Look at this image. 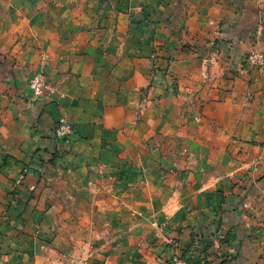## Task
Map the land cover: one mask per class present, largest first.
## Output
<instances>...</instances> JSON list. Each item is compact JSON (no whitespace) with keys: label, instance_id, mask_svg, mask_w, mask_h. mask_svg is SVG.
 Here are the masks:
<instances>
[{"label":"crops","instance_id":"1","mask_svg":"<svg viewBox=\"0 0 264 264\" xmlns=\"http://www.w3.org/2000/svg\"><path fill=\"white\" fill-rule=\"evenodd\" d=\"M19 1L0 35V264H264V69L245 63L264 0H114L116 29H27ZM219 19L228 41L208 48ZM42 50L53 92L33 102Z\"/></svg>","mask_w":264,"mask_h":264},{"label":"rangeland","instance_id":"2","mask_svg":"<svg viewBox=\"0 0 264 264\" xmlns=\"http://www.w3.org/2000/svg\"><path fill=\"white\" fill-rule=\"evenodd\" d=\"M91 1L92 0H88V1L86 0V2L84 3V6L89 4ZM113 1L114 0H101L100 1L101 6H97L94 8L95 13L93 10L92 12L89 13L90 15H93V14L94 15L86 16L85 13H88L86 12V8L84 6L82 7L81 2H78V1L71 0L70 2V0H68L66 2H63V0H28V4H27L28 10L32 12L37 10L38 12L36 13V15L34 13L27 15V17L29 18V25L27 29H33L32 24L34 23H41L45 25L47 29H53V28L64 29L66 26H72L73 23L76 22V20H80V19L81 20L84 19L85 21H88V23H85L84 29H116V27L114 28L109 27L110 21L112 19V14L109 13L105 16L107 20L104 19V16H103V12H105L106 10L113 11L116 8V13L119 11L118 8L113 3ZM18 2L20 3L19 0H0V35L3 29H11L8 24V21H9L8 19L11 16L10 15L11 13L20 12V13H23V15L27 14V12L23 10V7L21 6V4L19 5ZM120 2H122L121 5H123V8L121 9V11L126 12V9L129 6L127 1L120 0L119 3ZM20 6L22 8H20ZM66 6H67L66 10L69 11V8L72 10L71 15L69 18H65V17L60 18V16L58 15L60 13L59 11L62 8H65ZM83 15L84 17H82ZM93 17L95 19H93ZM263 19L264 18H261L260 20H263ZM67 20L69 22H67ZM150 22L153 24H151ZM161 22H162V19L158 15H156L155 17H151V18L145 17L144 19H142V21L133 22L134 25L132 29H153L151 26H153L154 29H157V28L162 29ZM222 24H223L222 21L219 19L217 23V27L215 29H201L202 33H200L201 35H199V37L202 36L203 45L205 46L208 45V48H209L210 47L209 44H212V46H214L215 44L219 42L228 41L225 36L224 29H222ZM127 25L129 29V22L127 23ZM260 30H261V27H259V31ZM194 46L195 44H192L189 41H187L178 50L180 52V51H184L187 49H192V47ZM47 55H48L47 51H44V50L41 51L42 61L40 65V70L37 72V73H42L45 76V78H46ZM165 55H167V52L163 49V45L158 44L157 48L156 47L153 48V51L151 52V59L154 61V66L152 68L154 72L162 68L161 65H159L160 64L159 59L164 57ZM245 63L248 64L249 67L251 68L264 69V51L261 50L258 46H255L245 55ZM32 96H33L32 97L33 102L37 101L39 98L42 97V96L40 97L34 96L33 93H32ZM62 119L69 121L73 126V131L71 135L68 136L67 138H59L56 135V128L58 124H60ZM52 130H53L52 131L53 138H55L59 142L63 141L66 143L70 142L75 132L73 122L69 120L68 118H66L65 116H62L59 118V120L53 126ZM52 158H54V156H51L50 159ZM28 172H29V169L24 167L22 169V172H20V174L18 175L15 182L17 184H21L24 181ZM42 174L44 173H41V175ZM47 185L49 184L47 183ZM42 239L44 240L43 241L44 246L47 245L49 247L50 241L48 239H44V238Z\"/></svg>","mask_w":264,"mask_h":264},{"label":"built area","instance_id":"3","mask_svg":"<svg viewBox=\"0 0 264 264\" xmlns=\"http://www.w3.org/2000/svg\"><path fill=\"white\" fill-rule=\"evenodd\" d=\"M29 86L33 95L37 97L43 96L47 91L53 92V87L42 73L33 75L30 78ZM72 131V124L69 121L62 119L56 128V135L59 138H67L71 135ZM161 264H188V262L179 255H175L169 260H163Z\"/></svg>","mask_w":264,"mask_h":264}]
</instances>
